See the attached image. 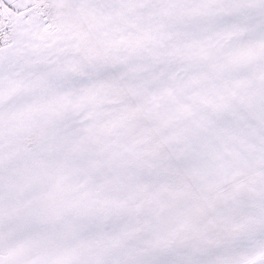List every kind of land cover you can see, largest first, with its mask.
Listing matches in <instances>:
<instances>
[{
    "label": "snow or ice",
    "instance_id": "1",
    "mask_svg": "<svg viewBox=\"0 0 264 264\" xmlns=\"http://www.w3.org/2000/svg\"><path fill=\"white\" fill-rule=\"evenodd\" d=\"M0 264H264V0H0Z\"/></svg>",
    "mask_w": 264,
    "mask_h": 264
}]
</instances>
